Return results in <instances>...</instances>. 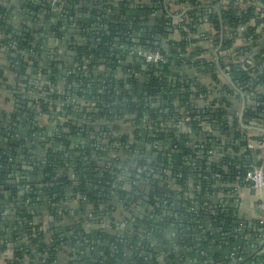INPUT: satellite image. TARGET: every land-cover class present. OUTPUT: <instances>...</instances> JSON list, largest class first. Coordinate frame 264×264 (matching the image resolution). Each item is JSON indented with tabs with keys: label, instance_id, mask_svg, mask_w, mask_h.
Returning <instances> with one entry per match:
<instances>
[{
	"label": "trees",
	"instance_id": "1",
	"mask_svg": "<svg viewBox=\"0 0 264 264\" xmlns=\"http://www.w3.org/2000/svg\"><path fill=\"white\" fill-rule=\"evenodd\" d=\"M95 1L89 0V2ZM175 1L188 4L192 8L189 11L188 21L185 20L183 28L180 29L188 28L190 31H196L201 25L200 20L206 15L215 32L211 35L213 43L219 42L222 22L227 28L233 29L231 37H226L224 47H231L242 38L252 39L249 44L236 49L238 54L240 53L246 58L244 62H235L229 57V59L222 58L220 64L222 70L230 74L233 83L251 96L252 104L244 114V123L257 125L256 121H259L264 127V47L260 48L259 46V41L264 39V18L260 17V11L253 4L242 8L239 0H231L221 11L219 17L217 13L207 7L212 3L211 0ZM248 1L254 3L256 0ZM217 2L219 0L213 1V4ZM97 5L101 6L102 10L84 9V13L89 12L87 24H97L96 28H98L90 36L89 41L81 44L78 43L80 36L77 34H65V38H70L73 43L77 42L76 46L73 43L70 46L71 50L76 49L78 53L75 62L78 61L81 67H86V73L82 71V73L79 72L69 77L65 85L68 88L67 91L65 90V94L66 92L74 93V89L70 88L74 85H80L82 89H86L87 91L77 93L78 97H84L90 101L99 100L102 103L98 107L100 110L96 114H92L88 112L87 105H78L67 113H56L54 109L50 110V105L64 96L57 92V77L61 74V64L54 62L47 66L48 64L41 59L44 43L42 39L36 40L33 36L32 30L37 27L36 25L32 27L35 20L26 17L24 19L25 26L21 24L22 27L19 28L25 30L23 34H18L7 25L6 20L10 15V8L7 9L0 3V45L6 46L9 41H17L20 51L25 52L24 54L19 53L17 60L12 62L16 64V68L12 72L13 79H16L14 84L9 85L10 83H7L0 71V91L15 92L14 101L17 102L21 99V106L25 107L28 104L23 102L24 96L28 92L34 91L40 94V98L36 105L37 108L31 112L32 115L38 112L66 118L65 123L60 125L58 122L57 127L60 134L48 135L47 140L43 142L32 140L35 142V149L44 152V156L39 152V154L41 153L39 159L32 163L35 170L34 175H43V182L50 186L41 191V202L49 198L53 205L58 203L59 199L68 198L67 194H71L70 197H74V199H79L77 208L79 217L72 226L62 225L59 227L55 221L46 227L36 221L37 213L34 214L30 211L34 205H39L36 202L39 192L37 193V190L33 188L25 196L20 197L15 190L10 191L15 200L19 198V205L23 210L16 211L17 215L13 220L15 229L12 232L4 230L0 226V254L7 249L3 242L5 236H8L13 242L21 241L24 236H27L31 242L29 261L24 262L23 253L18 250L16 252L17 260L13 264H56L57 255L61 249L68 250L72 256L75 254L72 264H152L154 262L166 264L170 260L172 263L175 260L173 253L168 252L163 255V252H160L161 248H165L164 244L160 243L166 240L163 235L164 228L161 229V226L166 227L170 224L190 237L188 244L191 248L190 256L194 258L198 254L199 259L202 258L201 250L207 253L211 247L220 248L218 253L209 255V259L212 258L213 263H218L225 258V253L229 254L234 248L243 246L244 236L251 235L254 238L260 233L264 234V225L243 222L233 206H221L213 210L210 207V195L218 185H226L233 190L237 189V186H246L247 184L244 182L246 175L252 166L258 164L256 155L264 151L248 149V142L243 140V133L239 129V121L230 111L229 97L234 95V91L228 86L218 89L217 84L220 80L211 64L202 57L204 50L198 46L199 40L188 41V33L183 30L181 34L185 38L184 40L177 42L174 40V36L170 39L169 36L172 32H168V30L172 27V18L168 17L164 10L163 14L156 16L153 21L150 19L142 21L140 16H129V11L133 6L131 7L127 0L120 2L102 0ZM36 7L32 1L27 0L21 9L28 8V12L32 13L31 11H34ZM144 10V13L148 14L155 12L156 8H147L146 6ZM116 11L118 14L115 13ZM94 17H99L100 20H93ZM123 17L126 19L123 20ZM68 19L63 15L58 20L59 24L64 25ZM240 26L246 27L243 33L238 30ZM54 29L58 31V27H54ZM149 29L152 30L153 40L159 41L162 37L169 38V51L164 47L156 46V50L166 57V64L163 65L165 71L174 55H182L189 65L196 68L199 75L206 76L200 80L187 78L184 83L175 84L164 78L165 71L159 69L158 72L162 76L153 74L151 83L144 84L141 91H136L139 85L135 79L125 81L114 76L116 70L122 65L118 62L120 59L113 49V45L127 43V34L129 33ZM148 34L150 33L148 32ZM193 43L197 44L194 48L191 45ZM102 54L105 59H101ZM39 58L40 61H37ZM8 59H10L9 56ZM112 61L113 63L109 64ZM102 63L107 64L111 71L103 75H96L94 67ZM50 68L52 73L49 72ZM67 69H73V67ZM36 80L41 83L36 84ZM211 86L214 87L213 90L209 89ZM132 88L135 90L133 91ZM216 89L220 91L219 97L213 99L206 107L195 109L194 103L197 100L206 99L211 91L214 92ZM168 91L170 93H167ZM52 106L54 105L52 104ZM146 112L150 113L151 121L156 128V137L153 142L159 141V144H162L169 141L178 147L171 154V150L165 151L164 145H160L163 148L161 150L157 148L152 155V162L156 168L161 163L166 170H173V179L171 180L173 191L170 189L169 192H160L162 198L167 202V212L163 211L162 218L157 222L151 219L140 222V219L135 216L134 204L127 200L132 194L125 191V184L116 185L112 173L100 170V159H98L100 157L94 158L93 155L98 153L101 156L111 151V148L96 151L102 147V143L92 142L89 144L87 142L81 145L76 142L78 136L85 138L96 129V125H93L96 121H102V119L113 121L115 118H124L125 116L124 120L127 121L129 116L136 115L137 122H140ZM85 116L90 119L87 124L84 121ZM185 118L190 119L186 122L190 132L185 131L186 127L180 126V122L182 123ZM229 118H232L233 121L229 122ZM161 121L165 123V127L161 126ZM119 126L120 124L117 125V127ZM117 127L109 130L105 125H102L98 129L103 133L112 132L110 141L115 144L121 142L118 139V134H127L126 129L118 130ZM28 129H31L30 125ZM193 132L196 135L195 146H184L183 143L189 142V137ZM29 134L31 138L33 129ZM250 140L258 145L264 138L252 134ZM27 144L29 143L27 142ZM26 150L28 151V149ZM16 151L17 149L14 147L12 151L7 152H10V156L13 157ZM72 163L77 166L71 167ZM8 164L10 163L7 161L5 166ZM87 168L82 180L78 182L70 180V171L74 170L81 175L80 170ZM133 174L130 179L135 182L137 173ZM26 180H21L23 186L26 184ZM89 180L97 183L94 184ZM157 186L158 182H155L154 187ZM223 191L227 192L228 190L225 188ZM1 200L0 198V202ZM18 200L16 201L18 202ZM27 201H29V206L25 207L24 204ZM118 201H126L122 205L126 207L127 215L122 221L128 224L129 230L120 229L121 221L116 213L119 207ZM134 201L137 202V198ZM122 205L120 206L123 207ZM2 211L3 208L0 205V225L3 219ZM88 213H92L93 217L89 219ZM57 214L56 211L54 215L57 216ZM64 215L68 216V213L64 212ZM181 217L183 222L180 221ZM105 220L110 222V231L104 227L99 228L101 222ZM182 223L185 225L184 228L181 227ZM140 229H142V233H139ZM259 229L262 231H258ZM198 234L200 236L197 237ZM140 235L143 236L141 240ZM194 237L200 241L199 247H196ZM137 241H140V245H137ZM162 255L165 256L164 259L161 258ZM148 256L153 261H147ZM209 259H204V264H212Z\"/></svg>",
	"mask_w": 264,
	"mask_h": 264
},
{
	"label": "built area",
	"instance_id": "2",
	"mask_svg": "<svg viewBox=\"0 0 264 264\" xmlns=\"http://www.w3.org/2000/svg\"><path fill=\"white\" fill-rule=\"evenodd\" d=\"M28 1H32L33 5L36 7L34 9V11H31L32 13L28 12V8L25 10L21 9V6L23 4H26L27 0H18V4L15 5L14 7L11 6L10 7V21H13L14 18L17 19L19 18L21 20V22H19L17 20V26L20 28L22 27L21 24H26V21L23 19H25L26 17L28 18H33L35 20V23L32 25V27H34V25H36V28H33L32 33L33 36L35 37L36 40H40L42 39V42L44 43L42 48H43V56L41 59H43L48 65L50 66V64L56 62V63H60L61 64V74L58 75L57 79H58V87H57V92L58 93H62L64 96L62 97V99H58L55 103H52L54 106H52V104L50 105V110H53L56 113L59 112H65L67 113L68 111H71L73 109H75L78 105H87L88 106V112L92 113V114H96L98 112V110H100V108H98L100 106V104H102L99 100H92L90 101L87 98H80L78 97L77 93L82 92V91H87L86 89H82L80 85H74L70 88L74 89V93H67L65 94V90L67 91V87H65L66 83L68 82L69 77H71V75L74 74H78L79 72L82 73V71L86 73V67H81L80 62H75V57L78 55V53L76 52V50H71L70 46L73 42H71V39H67L65 38V34L66 35H76V33L71 34V32L67 29V25L66 24H59V21L63 15H65L66 17H68L69 13H68V9L73 10V9H77L78 13H83L85 18L83 19V22L79 21L75 22V23H83L81 24V29L78 30L77 35L80 36V38L78 39V43H85L87 41H89L90 36L92 34L95 33L96 30H98V28H96L97 24H87L88 20L87 17L89 16V12H85L84 13V9L85 8H90V9H100L102 10V7L97 5L99 4V2H101V0L97 1V3L95 2H89V0H28ZM82 1H86V2H82ZM123 1V0H120ZM143 1V0H142ZM141 3H139L138 5H136V0H127V3L129 5H131L132 9H130L129 11V16L132 17H136V16H140V19L142 21H145L147 19H150L151 21H153L156 16H160L163 14V10L164 12L167 13V16L172 18V27L170 28V30H168V32H172V34H170L169 38L172 39L171 37L174 36V40L175 41H181L184 40L185 38L182 37V30L186 31L188 33V41L192 40V39H196V40H202L205 37H209L212 38L211 35L214 34V29L211 27L212 25L209 23L208 21V17L205 15L203 17L202 20H200V27L196 30V31H190V29L185 28V29H180L183 28V24L185 23V20L188 21V16H189V11H191V7L188 4H184V3H177L175 0H148V1H144ZM212 3L210 5H207L208 9L210 8L211 11L217 13L220 17L221 15V11L224 10L226 8V5L229 4L231 2V0H219V2H217L216 4H213V1L215 0H211ZM248 1V0H247ZM245 2L244 6H242V0H239V4L242 8L246 7V6H250L251 4L255 5L257 10L260 11V17L264 18V3L263 0H256L254 3H252L251 1ZM0 3L3 4V2L0 0ZM4 5V4H3ZM137 6V7H136ZM156 8L155 12L153 13H144V8ZM13 7V8H12ZM38 7H41L40 9ZM201 8V7H200ZM64 13V14H63ZM116 14H118V12H115ZM77 14H74V18L73 19H78V17H76ZM13 16V17H11ZM96 18V21H99L100 18L99 17H94ZM126 17H123V20H125ZM31 25V24H30ZM209 26L210 29L209 31H205V30H201L202 26ZM15 27V26H13ZM54 27H58V31H56L54 29ZM19 28L14 29V32L18 33V34H23V31L25 30L24 28L21 30ZM54 29V30H53ZM94 29V31L92 32L91 30ZM192 29H194V27H192ZM231 29V28H230ZM229 28H227L226 26L223 25V22L221 24V30H220V34H219V38L217 46H219V51L221 50V47H223L224 45V41L226 40V37H231L232 34V30H230ZM246 27L245 26H240L238 28L239 32L243 33L245 31ZM18 30L20 32H18ZM148 32L150 34H148ZM152 30H146V31H135L133 33H129L127 34V43L122 44V45H113V49H115L118 58L120 59L118 62L122 65L121 68H118L114 74V76L119 77L120 79H124L125 81H127L128 79H135V81H137L138 83V87L136 91H141L143 89V85L144 84H150L153 78V74L157 75V76H162L161 73H159L158 71H160L159 69H162V71H165V67L163 66L164 64H166V57L159 51L156 50V46H161L162 48L164 47L167 51H169V43H168V39L166 37H162L158 40H153L152 38ZM137 34H141L142 37L140 38H136L135 35ZM82 35V36H81ZM22 36V35H21ZM54 41V43H56L57 45H63L59 51L55 52L54 54H52V50H48L49 47H47V43L50 41ZM135 40H139L141 41V44H137L134 41ZM62 41V44H59L58 42ZM241 42V46H245L247 44H249L250 42H252V39H246V38H242L240 40ZM197 43V42H196ZM196 43L191 44L194 47H196ZM18 42L14 41V42H8L6 44V46H1L0 45V50H4L6 52V54L10 57V65L13 69L16 68V64H13L12 62L17 60V58L19 57V53L24 54V51H20V48H18ZM74 45V43H73ZM142 45L141 49H139V47ZM232 45H235L232 44ZM233 47V46H232ZM240 47V46H239ZM225 48V47H224ZM238 47H236L234 49V51L232 53L229 54V56H226L225 59H229V57L232 58L233 61L237 62H244L246 58L243 57L242 54H238L236 52V49ZM118 50V52H117ZM31 53V52H28ZM18 54V56H17ZM65 58H69L71 60V63L68 64L65 60ZM101 59H105L104 54L101 55ZM140 59L143 63V65L137 63V60ZM131 62H130V61ZM37 61H40V58L37 59ZM113 63L109 62V64ZM188 64L186 58H184L182 55H174L173 59H171V63H169V66H174V64ZM151 64H153V66H151ZM143 66H146V71H144L142 69ZM169 66H167V70L169 71L170 68ZM192 66V65H190ZM73 67V69H67V68H71ZM193 67V66H192ZM102 68V69H100ZM169 68V69H168ZM165 71L163 77L166 78L169 82L173 81L175 84L178 82L184 83L187 79V77H182V80L177 81L178 79L176 78L175 80H173L172 75H170V71ZM111 69L108 68V65L105 63H102L101 65H97L94 67V73L96 75H103L105 73H110ZM49 72L52 73V69H49ZM226 77L228 78V80L231 82L232 87L231 89H233L234 91V95H236V92H239V94H241L242 96L246 97L247 99L250 100L251 104H252V99L251 96L249 94H246L242 88L237 87L233 81L232 78L230 76V74H228L227 72H225ZM183 76V75H181ZM41 82H39L38 80H36V84H39ZM129 87V85H127ZM132 90L134 91L135 88ZM135 91V92H136ZM56 92V91H55ZM56 92V93H57ZM216 92V90H215ZM10 93V94H9ZM31 95L26 94L24 96V103H27V107H25V111L27 114L25 115H20V118H16V120L14 119V121H18L22 123H25L26 126L30 125L31 129H33V134H31V138L30 136H28V139L26 141V143L28 142L30 145L34 146L35 142H32L36 140V142H43L46 141L48 138V135L50 136H55V134H60L58 131V127L57 125H61L63 124V122L65 123L66 118L65 117H59L56 115H49V114H40V113H35V115H32L31 112L33 109L37 108V104L39 102V98H40V94L32 91L30 92ZM57 93V94H58ZM84 93V92H83ZM167 93H170V91H168ZM220 93V91H219ZM219 93L216 95V97L210 99L207 98L205 99L206 101V105L204 107H206L213 99L219 97ZM2 95L6 96L12 100H15V92H9V91H0V99L2 97ZM233 95V96H234ZM232 97V96H230ZM17 103L19 104V107L22 104V100L19 99L17 100ZM114 103V102H113ZM250 104V106H251ZM29 105H32L31 107H29ZM150 105V104H149ZM152 107L154 106L153 104H151ZM150 105V106H151ZM249 106V107H250ZM248 107V108H249ZM247 108V109H248ZM29 111V112H27ZM39 111V110H38ZM246 112V111H245ZM24 114V113H23ZM245 114V113H244ZM24 116V118H23ZM126 117V116H125ZM124 117V118H125ZM235 117L238 119V123H239V129L242 131L243 133V140L248 142V149L250 150H256V149H260L262 151H264V140L260 141L258 145H256L253 141H251L250 139L252 138V132L250 131L251 127H254L255 125H252L253 123L250 124H245L243 121V117H238L235 115ZM124 118H118V119H114L113 121H107L102 119V121H96L93 125H96V129L93 132L89 133V136L87 137H83V136H78V139L76 140L77 143H80L81 145L89 142H97V143H102V147L100 149H96V151L98 150H107L108 148H111L109 152L112 156V159L115 161L117 160L116 157H114V153H118V155L122 158L125 157V155L128 157H131L133 159V161L131 162V165H134V162H136V166L135 169L130 167V174L137 172V174H141V176L143 175H148V174H159V168H156L153 165L152 162V155L154 154V152L157 150V148H160V150L163 148L159 144V141H155L153 142V139H155L156 137V128L154 127L153 122L151 121V116L150 113L146 112L144 118L142 121L137 122L136 120V115H131L128 118V122H126L124 120ZM84 121L87 124L88 122H90V119L87 118L86 116L84 117ZM123 121L125 123V125L127 124L128 127L125 128L126 129V133L127 134H122L125 135L126 137L124 138L121 134H118V139L121 142H117L115 144L111 143V138H112V132H106L103 133L101 132L98 127L105 125L109 130H113V128L115 126L118 125V122ZM190 121L189 118H185V120L182 121V123L180 122V126L182 127H187L186 126V122ZM233 121L232 118H229V122ZM59 122V124H58ZM162 123L161 126L165 127V123H163V121H161ZM258 127H261V130L263 128V134H259V133H254L255 136L257 137H262L264 138V127L262 126V123L259 121H256ZM87 126V125H86ZM138 129L141 131V133L143 134V140L145 138V146L139 144L137 142L138 137H133V130ZM206 128V127H205ZM53 129V132H52ZM100 131V132H99ZM150 131H152V133H149ZM49 136V137H50ZM164 147L166 149V147L168 148V143H171L169 141L164 142ZM150 145V150H148ZM93 146V144H92ZM95 148V147H93ZM143 148H145L146 150H144ZM29 151V150H28ZM166 151V150H165ZM44 156V152H41ZM106 153V154H107ZM29 154V153H28ZM105 154V156H107ZM98 155V153H97ZM257 159H256V165L252 166L250 172H248V174L245 177L244 182L247 184L244 187H249L252 188L256 191L259 192V194H264V152L261 154H257ZM100 157V158H98ZM5 161L8 163H10L12 161L11 158H7L5 157ZM47 158V157H46ZM98 159H100V162H102V157L101 156H97ZM260 162V163H259ZM107 163V162H106ZM84 170H88L84 169ZM166 171V169H165ZM72 175H75L76 171L72 170L71 171ZM136 174V175H137ZM76 182V181H74ZM242 188L237 186V189ZM162 192V191H160ZM160 192H156L154 195L153 200H158L160 205L159 206H163L164 208H167V202L165 201V199L162 198V194H160ZM86 200V199H84ZM25 206H29V201L26 202ZM161 206V207H162ZM30 211L33 212L30 208ZM53 216V215H52ZM52 216L50 217V221L52 224L53 220H52ZM87 217L90 219L93 217L92 213H88ZM22 223V222H20ZM259 225H264V219L261 220L259 222ZM1 226V225H0ZM90 225L88 224V227ZM2 227V226H1ZM120 228L123 230H129L128 228V224L127 223H123L120 224ZM4 230L8 231V229L4 228ZM10 232V231H9ZM12 232V231H11ZM245 240H247V238L244 237ZM3 242L4 244L7 246L6 252H8V250L11 251V257L10 259H6L5 262L3 264H8L9 262H11L12 264L14 263V261H16V252L18 250H21L23 253V258H24V262L28 261V256L29 254V249L31 247V242L29 240V238L27 236H24L23 239H21V241H16L13 242L10 240V238L8 236H5V238H3ZM153 246V244H152ZM4 253L0 254V258L2 257V255H4ZM164 255V254H163ZM46 256V255H45ZM149 257V256H148ZM147 257V258H148ZM7 258V257H6ZM22 258V259H23ZM232 259L235 260V257H232ZM45 261V260H44ZM0 264H1V259H0ZM264 264V263H262Z\"/></svg>",
	"mask_w": 264,
	"mask_h": 264
},
{
	"label": "crops",
	"instance_id": "3",
	"mask_svg": "<svg viewBox=\"0 0 264 264\" xmlns=\"http://www.w3.org/2000/svg\"><path fill=\"white\" fill-rule=\"evenodd\" d=\"M1 1L3 2L4 7H7V9H9L11 6L14 7L15 5L18 4V0H1ZM97 1H99V0H96L95 3H97ZM140 1H142V0H136V5L141 3ZM144 1H148V0H143L142 2H144ZM242 1H243L242 6H244L245 5L244 3L247 0H242ZM82 2H86V1H82ZM117 2H120V0H117ZM87 4H89V3H87ZM99 4H100V2H99ZM68 13H69V15H68L69 19H68V22L65 23L67 25V29L71 32V34H74V33L77 34L78 30L81 29V24H83L80 22L75 23V21H73L74 14H77L78 10L77 9H73V10L68 9ZM10 14H11V12H10ZM11 17H13V16H11ZM17 20L19 22H21V20L19 18H17V19L14 18L13 21H10V15H9V17L6 20L7 25H9V27L12 28L13 30L16 28H19L17 26V24H20V23H17ZM23 21H24V19H23ZM13 26H15V27H13ZM209 29H210V27L207 25L201 27V30L209 31ZM240 42H241L240 40L237 41L235 43V45H232L233 47L228 46V47L224 48V46H223V47H221V50L219 51V46L214 44L212 42V39L209 38L208 36L205 37L204 39L198 41V46H201L204 50L202 57L207 62H209L211 64L212 68L215 70V72L218 75V78L220 80V82L217 84V86H219L218 89L221 87L224 88L225 86L232 87L231 82L228 80L224 71L221 68L220 61L222 58L225 59L226 56H229V54L232 53L236 47L241 46ZM62 46L63 45H57L52 40L47 43V47H49L48 50H50V51L52 50L51 51L52 54L59 51V49ZM259 46H260V48L264 47V39L259 41ZM65 60L68 64L71 63V60L69 58H65ZM169 68H170V70H169L170 72L168 70L167 71L170 73V75H172L173 80H175L177 78L178 79L177 81L182 80L184 77H187L188 79L197 78V80H200L206 76V75H204V76L199 75V73L197 72L195 67H192L190 65L183 64V63H180L178 65L174 64V66L171 65V66H169ZM100 69H102V68H100ZM0 71H1V74L3 73L2 76L4 77V79L7 80V83L8 84L10 83L9 85H12L15 83L16 79L15 80L13 79V74H12L13 68L10 65V59H8V55L6 54V52L4 50H0ZM181 75H183V76H181ZM209 89L213 90L214 87L211 86ZM218 89H216L217 90L216 92L211 91V94H209L207 96V98L212 99V98L216 97V95L219 93ZM27 94L31 95L30 92H28ZM235 94L236 95L229 97V100L231 102L230 111L232 112L231 114H234V116L236 115L238 117H242L244 115L245 111L247 110V108L250 106L251 102L249 99H247L246 97L239 94V92H236ZM205 105H206L205 99H199L194 103L195 109L196 108L202 109V108H204ZM29 107H31V105H29ZM27 112H29V111H27ZM25 114H27V113L25 111L24 106L19 107V104L16 101L10 99L9 96L7 98L6 96L2 95V97L0 99V118H4L5 122L2 126L0 125V130L3 129V131H7L9 133V138H11L12 135H14L15 133L19 137H22L24 139V142H22L23 144H20V145H22L23 152L27 151L25 146H26V141L29 139L28 136H30L29 133H30L31 129L29 130L28 129L29 126L27 127L24 123H22V121L19 122L16 127H13L12 123L15 121H13L12 119L16 120V118H20V115H25ZM23 118H24V116H23ZM126 122H128V120ZM118 124H120L119 127L115 126V127H117L118 130H120V129L125 130V128L128 127V125L127 124L125 125V123L123 121L118 122ZM186 128H184L185 131L190 132V129H188V128L186 129ZM250 131L253 134L254 133L263 134V128L261 130V127H258V125L251 127ZM52 132H53V129H52ZM132 135H133V137H138L137 142L139 144L145 146V138L143 140V134L141 133L140 130L134 128ZM195 137H196L195 132H193L189 137V142H187V144L185 142L183 143L184 146H186V147L195 146L194 145L195 144V141H194ZM4 139L5 138L2 137V140H4ZM6 149H7V151H12L13 146H9ZM143 149L146 150L145 148H143ZM177 149H178L177 145L173 144L172 150H177ZM165 150L170 151L171 149L166 147ZM4 153H5V150H3V154ZM28 153L26 156L30 155ZM20 155H22L21 152L20 153L16 152L14 154L13 158H11L12 161L15 162V160H17V157H19ZM40 155H41V153L38 154L39 157H40ZM106 155L108 156V158L106 160L107 163L113 165V164H117V162H120V160H118L119 159L118 157H117V160L114 161L112 159L113 155H111L110 153H107ZM256 159H257V156H256ZM27 162L28 161H25L26 164H27ZM3 164L4 163H0V167L3 166L4 168H7L6 169L7 170V173H6L7 177L5 179H3L2 178L3 174L0 173V182L5 181V180L12 181L15 177H18V175H17L18 171L17 170H16V172L10 171V167L8 168V166H5L6 163L4 165ZM99 166H100V170H102V172L105 171L106 173H112V174L114 173L111 166H109V165H104V167H102V162H99ZM22 167L24 169L21 171L22 172L21 177H24L23 173H26L27 171L31 170L32 172H35V170L33 168H28L27 166H23V165H22ZM16 169H17V167H16ZM0 171H1V168H0ZM115 172H117V171H115ZM133 175H134L133 173L130 174V178L133 177ZM33 176L35 178L32 177L30 179H27L25 182L26 183L25 186H27V189H26L27 193H28V191H30L29 189H31V188H35V187L40 186V185H43V186L47 185L46 183L43 182V179H42L43 175L39 176L37 174L36 175L33 174ZM72 176L75 179H78L80 175H79V173H75V175H72ZM120 183H121V185H123V184H127L128 182L126 180H120ZM164 183H168V186L166 188H164L163 191L169 192L170 189H171V191H173V184L171 182L170 177H167L165 179ZM21 186H23L22 183H21ZM8 188L10 191L13 192V190H15L17 193H20L23 190V188H19L18 183H16L15 185L10 184L8 186ZM225 188L228 190L227 192L223 191V189H225ZM158 192H160L159 188H158ZM3 193H4L3 191H0L1 195ZM41 195H42L41 192H39L38 193V199H37V202L39 203V205L36 204L31 208V210L33 211L34 214L37 213V216H36L37 222L42 223L43 225H45L47 227L50 225V223H51L50 217L53 215L52 216V220H53L52 222L54 223L56 221L58 226L62 227V225L72 226L75 223V221L78 219V217H79L77 215V211H78L77 208L79 207V199L78 198L74 199V197H70L71 194H67L68 198L65 197L64 200L59 199L58 203L51 205L52 201H51V203H48L46 201L41 202V197H40ZM141 196H144V194L141 193ZM20 197H22V196H20ZM11 199H12V201H11ZM18 199L19 198H17L16 200H18ZM8 200L10 201L9 202L10 208H6L5 202L3 200H1V202H0V205L3 208V211L1 214V216H3V219L1 222H2V224L3 223L9 224L10 225L9 228L3 227V226H2V228H6V229H8V231L11 232V231H13V229H15V221L13 222V220H11V218L15 217L17 215L14 213V211H15V209L17 211L18 206H20V205H19V200H18V202L15 201L14 196H10L8 198ZM209 200H210V207L213 210H216L217 208H219L221 206H233L234 208H236L239 218L243 222H246L247 224L248 223L249 224L250 223H252V224L253 223L254 224L259 223L261 220L264 219V194H259L258 191L254 190L252 188L242 187V188L233 190V189L229 188V186L226 187V185H218V187L215 189V191L210 195ZM152 201H153V203L150 206L148 203H146L145 205H141V206L137 207L139 200L136 203L135 202L133 203L135 216H137L140 219V222H142V219L145 221H146V219H150V216H154V217L159 216V218L161 219L162 218L161 213L163 211L167 210V208H164L162 205H161L162 207L159 208L160 203L158 200H152ZM118 202H119L118 203L119 207H118V211L116 213L118 214V217L120 218V221H121L120 224H123V223H126L125 221H122V219L124 217H126L125 215H127V212L125 209L126 207L124 205H122L123 204L122 201H118ZM15 203H17L16 206L14 205ZM120 205H122L123 207H121ZM151 207L154 208L153 212L150 211ZM7 210L10 213L7 214ZM56 211L58 212L57 216L54 215ZM64 212H67L68 216H65ZM121 213H123V215H121ZM54 216H55V219H54ZM58 218H61V219H58ZM8 219H10V220H8ZM128 219H131V218L128 217ZM160 219L158 221H160ZM133 220H135V219L133 218ZM181 222H183V221H181ZM102 227L107 228L109 231L111 230L109 221H106V220L104 222L102 221L101 224L99 225V228H102ZM161 227H162L161 229L164 228L163 235L166 237V240H164V242L162 241V243H160V244H164V246H165V248L160 249V252H163L164 255H166L168 252L173 253L175 255V260L172 263H170L171 260L167 261L166 264H204L205 263L204 259H206V258L209 259L210 253L211 254L218 253L220 250V248H216V247H211L207 251V253H205L206 251L201 250L200 256L202 258L199 259V256H198L199 254L198 255L196 254L197 257L194 258L193 256H190L191 248L188 245L189 239H190L189 236L184 235L180 229L178 231L176 229V227L170 226V224L166 227H164L163 225ZM142 228H143V226H142ZM258 231H262V229L261 230L259 229ZM114 233H116V232H114ZM139 233H142V229H140ZM192 235L194 236V234H192ZM140 237H141L140 238V240H141L143 238V236L140 235ZM244 237L247 238V240L252 239L251 235L250 236L247 235ZM260 240L261 239H257L253 242L254 243L260 242ZM199 243H200V241L198 239H196V247H199ZM137 245H140V241H137ZM163 249H166V250L164 251ZM251 252H252V249L248 248L246 250V256L248 254H250ZM225 254L227 256L228 252ZM74 255L72 256L71 252H69L68 250L61 249L57 255L56 264H72V262L75 259ZM10 257H11V251L10 250H8V252L5 251V254L2 255V257L0 258L1 264H3L6 259H10ZM161 258L164 259L165 256L162 255ZM209 260H210L209 261L210 263H213L212 258ZM28 261H29V259H28ZM147 261H153V259L151 257H148ZM252 262H253V260H251L248 264H251ZM152 264H160V263L154 262ZM161 264H164V262H161Z\"/></svg>",
	"mask_w": 264,
	"mask_h": 264
},
{
	"label": "water",
	"instance_id": "4",
	"mask_svg": "<svg viewBox=\"0 0 264 264\" xmlns=\"http://www.w3.org/2000/svg\"><path fill=\"white\" fill-rule=\"evenodd\" d=\"M76 17H78V19L77 18L73 19V21H75V22L79 21V19H80V22H83V19L85 18L83 13L77 14ZM93 20H96V18H94ZM91 31L93 32L94 29H92ZM135 37L140 38V37H142V35L137 34V35H135ZM134 42L137 44H141V41H139V40H135ZM58 43L62 44V41H59ZM76 45H77V42H74V46H76ZM141 47H142V45L139 47V49H141ZM117 52H118V50H117ZM137 63L143 65L142 64L143 62L140 59L137 60ZM151 66H153V64H151ZM142 69L144 71H146V66H143ZM12 120L14 121V119H12ZM4 122H5L4 118H0V125L1 126L4 124ZM12 124H13V127H16L18 125V121L13 122ZM149 133H152V131H150ZM2 137H4L5 139L2 140ZM20 142H24V139L22 137H19L16 133L14 135H12L11 138H9V133L7 131H3V129L0 130V163H4V164L6 163L5 157L13 158L12 156H10L11 153L7 152L6 148L9 146H13V148L16 147V149H17L16 152L22 153V155L17 157V160H15V162L11 161L10 164L7 165L8 168L10 167V171H13V172H16V170L18 171V173H17L18 177H15L12 181L5 180V181L0 182V191L4 192L0 198L5 202L6 208H10V206H9L10 201L8 200V198L11 196L10 190L8 188V186L10 184L15 185L16 183H18L19 188H23V190L20 193H18V195L19 196H25L26 195L27 186H25V185L21 186V180L22 179L23 180L24 179H30V178L34 177L33 174H35V173L30 170V171H27L26 173H23L24 177H21L22 176L21 171L24 169L22 167V165L27 166L28 168H33L34 165L32 163L36 159H39L38 154H39V152H41V150H38V149L36 150L35 147L30 145V144L26 145V149H28L29 151L23 152L22 146L20 145ZM162 145H164V142L162 143ZM167 146H168V148L171 149L170 153L172 154L174 152V150H172L173 144L168 143ZM148 148H149L148 150H150V145ZM3 150H5L4 154H3ZM28 152L30 155L26 156ZM93 156H94V158H97L98 155L96 153ZM101 157L103 158L102 159V167H104V165H109L111 167L113 166L112 164L106 163L108 156H105V154H102ZM114 157H116V158L118 157L119 158L118 160H120V162H117V164H114V166L112 167V170L114 171V173L112 174V175H114L113 176L114 181L116 182V185L120 184V180H126L128 182L127 184H125V191L128 194H132V195L130 197H128L127 200H128V202L133 204L134 202L136 203V201H134V200L137 198V200H139L137 207H139L141 205H145L146 203H148L149 206L152 205V203H153L152 200L154 198L155 193L156 192L158 193V188L160 189V191H163V189L168 186V183H164L165 179L167 177H170L171 180L173 179V170L170 169V170L165 171V166L160 163L157 166L159 168V174H148L145 177H143V176H141V174H139L140 173L139 172L137 175H135L136 176L135 182H133L130 179V173L129 172H130V167L135 169L136 162H134V165L132 166L131 162L133 161V159L131 157H129V156L127 157L125 155V157L121 158L118 155V153H114ZM25 161H28L27 164L25 163ZM70 166L76 167L77 165L72 163ZM16 167H17V169H16ZM0 168H1L0 173L3 174L2 178L5 179L7 177V175H6V173H7L6 169L7 168H4L3 166ZM115 171H117V172H115ZM84 172H85V170H80L81 175L79 176L78 179H75L72 176V173L70 171L69 178L72 182H74V181L78 182L84 178V175H83ZM89 181L93 182L94 184L97 183L96 181H92V180H89ZM155 182H158L157 187H154ZM45 187H50V186L49 185H46V186L40 185V186L35 187L34 189H36L37 192L38 191L41 192ZM29 190H33V188H31ZM141 193L144 194V196H141ZM46 198H47V196H46ZM37 199H36V202H37ZM49 200H50L49 198L46 199V201L48 203H51V201H49ZM11 201H12V199H11ZM122 202H123V204L126 203V201H122ZM16 204L17 203H15L14 205L16 206ZM24 206H25V204H24ZM159 208H161V206H159ZM153 209L154 208L151 207L150 211L153 212ZM18 210L22 211L23 208L18 206ZM8 213H10V212L7 210V214ZM14 213L16 214V209H15ZM150 219L157 222L160 218H159V216H157V217L150 216ZM8 220H10V219H8ZM11 220H14V217H12ZM180 220L183 221V218L181 217ZM143 221L144 220L142 219V222ZM1 226L8 227V228L10 227V225L7 223H3V224H1ZM181 227L184 228L185 225L182 224ZM189 233H190V231H189ZM198 236H200V235L198 234L197 237ZM257 239H261L260 242L254 243L253 241H255ZM248 248H251L252 252L246 256V250ZM232 257H235V260L232 259ZM251 260H253V262L251 264L264 263V234L263 233L256 235L255 238L252 237L251 240H244L242 247L234 248L232 251L229 252V254L223 260L218 261V263H212V264H248Z\"/></svg>",
	"mask_w": 264,
	"mask_h": 264
}]
</instances>
